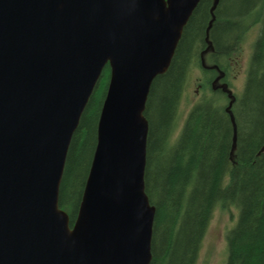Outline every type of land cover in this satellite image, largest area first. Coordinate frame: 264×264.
Masks as SVG:
<instances>
[{"label": "water", "instance_id": "water-1", "mask_svg": "<svg viewBox=\"0 0 264 264\" xmlns=\"http://www.w3.org/2000/svg\"><path fill=\"white\" fill-rule=\"evenodd\" d=\"M200 2L0 0V264H151L145 110ZM107 65L97 146L71 226L60 186Z\"/></svg>", "mask_w": 264, "mask_h": 264}, {"label": "trees", "instance_id": "trees-1", "mask_svg": "<svg viewBox=\"0 0 264 264\" xmlns=\"http://www.w3.org/2000/svg\"><path fill=\"white\" fill-rule=\"evenodd\" d=\"M201 0L184 27L168 71L153 82L145 190L156 208L151 264H197L218 206H235L225 264H264V0ZM260 26L240 94L231 79L247 33ZM234 62V63H233ZM202 73L203 95L176 137L189 76ZM111 78L107 65L69 147L60 207L75 223L97 146L98 123ZM222 85L232 92L224 91ZM237 124L234 127L227 111Z\"/></svg>", "mask_w": 264, "mask_h": 264}, {"label": "rangeland", "instance_id": "rangeland-1", "mask_svg": "<svg viewBox=\"0 0 264 264\" xmlns=\"http://www.w3.org/2000/svg\"><path fill=\"white\" fill-rule=\"evenodd\" d=\"M259 33V25L254 26L247 33L244 42L242 43V51L234 59V62H237V64L233 65L234 77L231 79V83L233 86L232 90L236 94H240L243 91L248 64L253 52L254 43L258 38ZM202 76L203 75L199 69L192 71L189 76L186 91L183 95L180 105L179 118L176 123L174 137H176L181 131L184 121L192 106L198 102L203 95V89L201 85ZM238 217L239 210L235 206L216 207L207 233L204 237L197 264L226 263L228 255L227 235L229 231L237 224Z\"/></svg>", "mask_w": 264, "mask_h": 264}, {"label": "flooded vegetation", "instance_id": "flooded-vegetation-1", "mask_svg": "<svg viewBox=\"0 0 264 264\" xmlns=\"http://www.w3.org/2000/svg\"><path fill=\"white\" fill-rule=\"evenodd\" d=\"M221 80H222V79H219V81H218V86H220V85L223 84V82H222Z\"/></svg>", "mask_w": 264, "mask_h": 264}]
</instances>
